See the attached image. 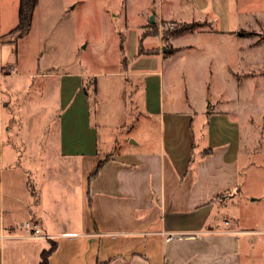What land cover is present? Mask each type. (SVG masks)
Instances as JSON below:
<instances>
[{
    "label": "crops",
    "instance_id": "0c3cea01",
    "mask_svg": "<svg viewBox=\"0 0 264 264\" xmlns=\"http://www.w3.org/2000/svg\"><path fill=\"white\" fill-rule=\"evenodd\" d=\"M122 1L126 3L124 25L129 31L124 38L129 61L123 63L121 53L116 68L85 72L78 68L56 70L57 62L46 63L38 54L31 64L26 61L22 65L18 42L26 41L35 31L39 3L30 32L22 38L11 33L18 25L20 0H0V72L11 66L21 77L58 79L56 122L39 127L48 133L57 156L76 168L74 173L38 171L32 177V190L30 177L24 173L29 199L23 200L19 211L10 206L7 218L4 211L0 215V264H41L42 253L53 245L49 264L244 262L241 231L235 220L222 222L215 213L221 204H236L239 194L241 140L237 123L217 112L214 105H205L202 112L210 114L204 125L209 147L195 158L193 122L199 111L190 103V107L179 106L175 96L168 104L165 101L166 80L169 94L175 93L172 61L189 47L182 42L186 32L166 39L150 36L144 46L154 52L137 56L138 30H157L161 21L191 22L175 16L172 8L174 13L165 16L166 0H144L140 12L133 15L128 3L136 0ZM132 17L137 21L132 23ZM2 93L1 87L0 96ZM132 107H141L139 115L161 116L158 146L151 135L143 140L136 135ZM2 125L0 118V129ZM26 127L28 136L32 135L31 144H38L34 124ZM116 146L120 150L112 151ZM100 162L101 169L93 175ZM0 163H4L1 150ZM70 178L79 184L71 201L61 181ZM73 209L74 220L70 216ZM21 213L27 222L39 224L42 237L28 236L25 225L17 221ZM170 232L182 236L167 241L165 234Z\"/></svg>",
    "mask_w": 264,
    "mask_h": 264
},
{
    "label": "rangeland",
    "instance_id": "374dc122",
    "mask_svg": "<svg viewBox=\"0 0 264 264\" xmlns=\"http://www.w3.org/2000/svg\"><path fill=\"white\" fill-rule=\"evenodd\" d=\"M133 3H128V12L132 15L145 5L144 0ZM125 5L122 0H39L35 31L26 41L18 42L22 65L26 61L31 64L38 54L46 63L57 62L56 70L78 68L99 72L116 68L121 59L120 32L126 37L129 31L124 25ZM171 8L176 11L175 16L191 23H157L158 35L153 37L166 39L174 33L186 32L182 42L189 46L173 58L175 93L169 94L166 80L165 101L168 104L175 96L179 106L190 107V103L199 111L193 122L195 158L209 147V133L204 125L210 114L202 112L205 105H214L217 112L237 123L241 140L239 194L236 204H221L215 213L222 222L235 220L241 231L243 264H264V0H166L165 16L174 13ZM137 19L132 17V23ZM172 23L174 29L165 27ZM148 30H138L139 36ZM18 75L11 66L0 72L3 92L0 150L4 152V163H0V215L4 211L6 218L10 206L19 211L23 200L29 199L24 191L27 189L22 178L24 173L30 177L32 190V177L38 171H76L75 164L57 156L54 146L49 144L48 133L39 127L56 122L58 79ZM141 110V107H132L135 133L142 140L151 135L156 147L161 116L139 115ZM31 124L35 127L33 134L39 137V145L31 144L32 135L29 137L26 131V126ZM144 125L147 127L142 130ZM11 150L16 154L13 157ZM119 150V146L112 148L114 152ZM1 175L4 176L2 183ZM61 181L65 183L62 188L70 194L68 200L75 197L72 195L79 187L77 180ZM70 214L74 220L75 209ZM17 221L25 225L27 218L21 213Z\"/></svg>",
    "mask_w": 264,
    "mask_h": 264
},
{
    "label": "trees",
    "instance_id": "16d2710c",
    "mask_svg": "<svg viewBox=\"0 0 264 264\" xmlns=\"http://www.w3.org/2000/svg\"><path fill=\"white\" fill-rule=\"evenodd\" d=\"M39 0H20V5H19V21L18 25L14 30L11 31L12 34L18 33L20 37L27 36L30 32V29L32 27V22H33V17H34V12L38 6ZM153 26V25H152ZM154 29L148 30L141 34L139 38V52L137 56H140L142 54L146 53H153V50H146L144 46V41L150 36H156L158 35L157 30L156 32L153 31ZM121 53L123 56V63L128 62L129 60L125 56V38L122 37L121 41ZM87 93V91H86ZM210 151V150H206ZM205 153V152H204ZM103 165V162H100L98 164V167L93 175H96L98 171L101 169ZM55 245L52 246L50 250L44 251L42 253V261L41 264H49V257L52 254V252L55 250Z\"/></svg>",
    "mask_w": 264,
    "mask_h": 264
},
{
    "label": "built area",
    "instance_id": "2783aa9c",
    "mask_svg": "<svg viewBox=\"0 0 264 264\" xmlns=\"http://www.w3.org/2000/svg\"><path fill=\"white\" fill-rule=\"evenodd\" d=\"M167 29H174L175 27V24H169L167 26H165ZM164 28V27H163ZM25 230L27 232H29V237H33V238H39V237H42V234H41V229H40V226L38 223L36 222H27L24 226ZM166 236V240L169 241L173 238H176L178 236H182V234H179V233H174V232H170V233H166L165 234ZM2 238V237H0Z\"/></svg>",
    "mask_w": 264,
    "mask_h": 264
},
{
    "label": "water",
    "instance_id": "95a60500",
    "mask_svg": "<svg viewBox=\"0 0 264 264\" xmlns=\"http://www.w3.org/2000/svg\"><path fill=\"white\" fill-rule=\"evenodd\" d=\"M151 23H154V18H151Z\"/></svg>",
    "mask_w": 264,
    "mask_h": 264
}]
</instances>
